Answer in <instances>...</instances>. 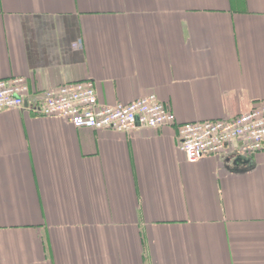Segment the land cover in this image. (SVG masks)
Returning a JSON list of instances; mask_svg holds the SVG:
<instances>
[{
  "label": "crops",
  "instance_id": "crops-1",
  "mask_svg": "<svg viewBox=\"0 0 264 264\" xmlns=\"http://www.w3.org/2000/svg\"><path fill=\"white\" fill-rule=\"evenodd\" d=\"M15 77L29 93L0 114V264H264V151L191 164L178 141L264 103V0H0V80ZM83 81L105 106L154 94L176 125L35 112Z\"/></svg>",
  "mask_w": 264,
  "mask_h": 264
},
{
  "label": "built area",
  "instance_id": "built-area-1",
  "mask_svg": "<svg viewBox=\"0 0 264 264\" xmlns=\"http://www.w3.org/2000/svg\"><path fill=\"white\" fill-rule=\"evenodd\" d=\"M29 93L27 80H0V114L24 108ZM35 112L43 118L61 119L78 129L131 133L137 128L160 129L176 125L171 108L154 94L128 104L101 105L90 81L65 84L45 93ZM179 149L191 164L219 157L237 142L239 156L264 151V103L232 120L178 125Z\"/></svg>",
  "mask_w": 264,
  "mask_h": 264
},
{
  "label": "water",
  "instance_id": "water-1",
  "mask_svg": "<svg viewBox=\"0 0 264 264\" xmlns=\"http://www.w3.org/2000/svg\"><path fill=\"white\" fill-rule=\"evenodd\" d=\"M26 106V103H25ZM243 163V159L242 158H238V160L236 161V165H240Z\"/></svg>",
  "mask_w": 264,
  "mask_h": 264
}]
</instances>
